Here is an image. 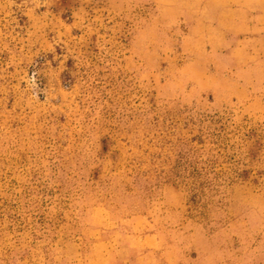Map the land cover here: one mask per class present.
Returning <instances> with one entry per match:
<instances>
[{
	"label": "rangeland",
	"instance_id": "1",
	"mask_svg": "<svg viewBox=\"0 0 264 264\" xmlns=\"http://www.w3.org/2000/svg\"><path fill=\"white\" fill-rule=\"evenodd\" d=\"M180 13L0 0V264H264V34Z\"/></svg>",
	"mask_w": 264,
	"mask_h": 264
},
{
	"label": "crops",
	"instance_id": "2",
	"mask_svg": "<svg viewBox=\"0 0 264 264\" xmlns=\"http://www.w3.org/2000/svg\"><path fill=\"white\" fill-rule=\"evenodd\" d=\"M160 6H177L180 22L190 25V31L202 27V40L209 44L220 41V47L230 42L242 28L244 36L264 34V0H156Z\"/></svg>",
	"mask_w": 264,
	"mask_h": 264
}]
</instances>
